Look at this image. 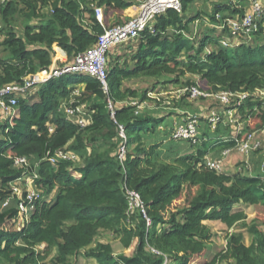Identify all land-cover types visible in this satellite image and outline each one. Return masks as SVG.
<instances>
[{
  "label": "trees",
  "instance_id": "16d2710c",
  "mask_svg": "<svg viewBox=\"0 0 264 264\" xmlns=\"http://www.w3.org/2000/svg\"><path fill=\"white\" fill-rule=\"evenodd\" d=\"M180 1L181 11L168 9L157 15L152 29H144L133 39L134 45L123 43L124 51L115 53L112 61L108 58L117 46L111 48L107 94L95 77L63 74L19 98L15 114L0 122V264H76L79 257L94 264H163L165 258L168 264H264V169L259 170L258 162L253 170L250 164L246 169L243 161L240 172H217L204 163L209 151H237L238 141L264 127V98L229 105L243 129L236 135L230 122L221 119L212 128L205 112L197 113L199 134L192 142L171 136L180 121L171 122V110L181 116L188 93L171 98L170 105L164 103L168 98L148 96L161 83L159 77H167L163 84L178 85L187 74L200 81L186 78L182 82L186 88L264 89V14L252 38L241 35L240 43L229 51L220 47L221 39H232L227 28L204 34L197 44L190 40L189 25L198 14H186L194 0ZM132 5L131 0H7L0 6V88L23 84L25 76L49 67L56 48L72 60L94 45L105 28L127 21L123 12ZM248 6L249 0H241L238 7L225 2L213 7L210 21L219 29L216 13L231 8V15H243ZM95 7L102 8L101 22ZM139 78L156 80L149 89L125 83ZM77 88L74 99L90 117L82 129L77 114L68 115L61 107ZM132 101L147 105L137 110ZM3 115L0 111V118ZM119 126L126 135L122 159ZM158 135L165 138L146 140ZM63 147L82 163L52 164L43 159L48 150ZM263 149L264 144L255 149L261 152V161ZM17 156L40 161L33 184L43 197L20 224L16 223L19 197L3 206L8 184L24 171L14 164ZM125 187L141 196L149 226L138 210L128 211ZM240 205L254 207L256 215L249 222L242 209L235 210ZM205 221H219L231 229L223 248L214 251L215 233ZM243 231L251 236L248 245ZM110 239H118L129 254L115 253Z\"/></svg>",
  "mask_w": 264,
  "mask_h": 264
},
{
  "label": "built area",
  "instance_id": "2783aa9c",
  "mask_svg": "<svg viewBox=\"0 0 264 264\" xmlns=\"http://www.w3.org/2000/svg\"><path fill=\"white\" fill-rule=\"evenodd\" d=\"M7 0H0V6ZM136 9V14L127 21L105 28L104 32L98 37L96 43L86 49L83 52L78 53L72 60L65 61L61 65L52 63L49 67L38 70L36 73L25 76L23 84H8L0 88V111L5 115L13 116L15 114V108L18 104V99L25 97L27 93L35 89L37 85L43 84L53 77H59L63 74L76 73L84 74L97 78L101 84L104 92L107 94V56L112 47L129 42L140 36V33L146 29H152L155 17L161 13H164L168 9H174L181 11L180 0H131ZM231 4L237 7L240 6L241 0H228ZM264 0H249V6L245 9L243 15L234 14L228 17H221L220 14H216L217 20L220 22L217 25L219 29L228 30V35L232 39L223 38L220 40V45L225 48L235 47L240 42L241 35H250L257 30L258 20L264 14ZM95 14L97 19L101 22L103 20V11L101 7H95ZM1 18V13H0ZM2 36V25L0 22V38ZM261 90V92H259ZM79 89H75L72 92L70 100L64 102L61 107L65 110L66 114H77V124L80 128H84L90 123V117L87 118L81 104H77L75 96L79 94ZM188 93V97L191 100L206 99L219 102L222 106L241 104L246 98L257 97L264 98V89H256L253 92H232L229 90L207 91L201 89L198 85L185 88ZM258 91V94H257ZM184 93L181 92L180 94ZM178 94V95H180ZM177 97V96H175ZM174 97V98H175ZM179 97V96H178ZM177 97V98H178ZM173 98V97H172ZM74 103V105H73ZM108 107L111 110V114H114V107L112 101L107 97ZM137 105V110L146 107L147 103L137 104L136 101L130 102ZM164 103L170 105V100H165ZM228 114L232 115L231 109L226 110ZM136 113L138 111H135ZM206 118L211 127L214 128L216 124L221 120L219 112L216 110H210ZM199 114L185 111V115L180 122L174 124L172 137L174 139H188L192 142L197 140L199 129ZM49 131H53V127H49ZM260 132H264V127ZM255 132H252L246 136L245 139L238 141L236 145L237 151L248 154L250 150L257 149L261 146L259 142L252 144L255 139ZM119 133L123 138V145L120 147L119 158L122 159L126 152V135L123 127L119 126ZM231 152V149H225L221 152L220 156L205 157V165L207 168L222 172L225 170L226 157ZM52 164H56L61 160L81 162L79 156L73 151H69L66 147L57 148L54 151L48 150L45 153L44 158ZM40 161H32L26 156H17L14 158V164L24 169L20 177L11 181L8 184L7 190L9 195L3 200V206H6L9 201L15 196L19 197L17 207L19 210V219L17 224L23 222V220L30 215V212L34 208L37 200L43 199L41 192L37 190L33 184V180L38 177L36 167ZM264 164V162H263ZM246 169L249 168V164L245 162ZM237 172L241 171V168L236 169ZM125 189V197L127 200L128 211L138 210L146 220V225L151 224L150 218L146 214V206L141 199L139 193L133 189L127 187ZM154 253H160L154 248H151ZM49 264V263H46ZM163 264H168L167 259Z\"/></svg>",
  "mask_w": 264,
  "mask_h": 264
},
{
  "label": "rangeland",
  "instance_id": "374dc122",
  "mask_svg": "<svg viewBox=\"0 0 264 264\" xmlns=\"http://www.w3.org/2000/svg\"><path fill=\"white\" fill-rule=\"evenodd\" d=\"M218 1L219 2H226V0H218ZM263 3H264V1H263ZM192 5L191 6L194 8V12H196L198 14V17H197L198 19L193 21L189 25L190 29H191V33L189 34V38H190V40H192L193 42H195L197 44L198 40H200V38H202V36L204 34L206 35V33L208 34V33H211V32H212L211 34H215L220 29H216L215 27H213V25H212V23L210 21V15L213 14V11L210 8L211 3L209 2V0H194V3ZM242 5H244V3ZM227 11H228V14H230L231 13V8L229 10H227ZM204 15H206V17L208 18L207 20L203 18ZM220 16L223 17V16H226V15L221 12ZM263 26H264V24H263ZM20 30H21V27L18 26V33L20 32ZM2 37H3V35L1 36V38ZM248 37L252 38L251 35H248ZM1 38H0V40H1ZM131 41H133V40H131ZM132 43H133V45L135 44L134 41ZM220 47H222V46L220 45ZM124 48H125V44H121L120 46H117L116 48H114V52H112V54L110 55V57L108 59L109 60L111 59L110 61H112L113 57L115 56V53H122L124 51ZM224 49H225V47H224ZM233 49H234V47H230L228 50L230 51V50H233ZM210 51H211V47L207 46L205 48V52L208 53ZM2 53H3V49H2V46L0 45V54H2ZM166 78H167L166 76H162V77H159L157 79L158 81H161V83H159L157 85V87L153 91H149L148 92V96L150 98H159L160 99L162 97H165V98H168V100H170L172 98V97H170L172 94H180L181 92H183V90H184V94H186L185 88L187 86L185 84H182L184 79L191 78L196 83H199V81H200L199 76L187 74L185 77H181V79H180L181 83L178 84V85H175L173 83L163 84L162 82L164 80H166ZM154 80H156V79L139 78V79L127 81L125 83L131 85L132 87L148 88L149 89V88L152 87V85H153L152 82ZM31 92L34 93L35 89L31 90ZM259 92H261V90ZM257 94H258V91H257ZM203 100L204 99H202V100H200V99H195V100H191V99L187 100V99H185V101L182 102V104H184L183 110L191 112V113H202V112L208 113L210 111V109L222 108L223 111L231 109V108H229V105H226V106H222L221 105V106H219V104L217 102H215V101L213 102V100H206V99L204 101ZM187 101L191 102L190 106H189V103H186ZM194 102H199L200 105H204L205 104L206 108H201L200 107V109H197L195 107L198 106V104L195 105ZM212 102H213V104L214 103H216V104L213 105V104H211ZM208 105H209V107H208ZM161 106L158 108L157 111L162 110V107L165 106V105H163L162 107ZM187 106H189V107H187ZM82 107H83V109L85 108L83 105H82ZM222 110H220V111H222ZM185 111H182V115L179 118L180 121L182 120V117L185 115ZM231 111H232V118H231L232 120L230 121L231 130L234 132L232 134L236 135V134H239V132H241V130H243V129H242V127H240V125H238L239 124L238 116H233V113L235 114V110L231 109ZM162 112H166V110L162 111ZM219 115H220L222 120H225V118L223 117L222 113L219 112ZM8 117H9L8 115L4 114L0 118V122L3 121L4 119H7ZM180 121H177V122H180ZM164 138H165L164 136L158 135V136H156L154 138H146V140L147 141H152V140L160 141V140H162ZM255 142H259L260 144H264V132L258 131V132L255 133V139H254V142L252 144H255ZM255 152H256V150L253 149V150H250L249 153L246 155V154H243V153L240 154L236 150H232L229 153V155L227 156L225 163L234 165L236 167L237 166L240 167V163H242L244 161V162L250 164V166H251L250 170H253L254 164H257V162H258L259 165H260L259 166V170L262 171L264 169V164H263L264 160L261 161V158H260V157H262V155L260 154L261 152L260 153L258 152V154L255 153ZM263 154H264V149H263ZM214 157H216V156H214ZM81 163H82V160H81ZM239 167H237V168H239ZM46 198H48V197H46ZM240 206H245V207H243L242 210H244L245 213H246V216H247L246 217V221L247 222H249L251 219H253L255 217L256 212H255V209H254L253 206H248V205H240ZM237 209H239V208L235 207V210H237ZM213 222H215V221H213ZM210 224L211 223H207V225L212 226L214 228V233H215L214 244H215V247H216V249L214 251H217L218 249L224 247V245L226 243V239H225L226 238V234L229 231H227L224 228L223 224H219V222L213 223L212 225H210ZM263 230H264V228H263ZM243 236H244V243H249L250 240H251L250 239L251 238L250 234L247 233L246 231H243ZM111 242H112V246H113V249H114L115 253L120 252L121 250H123L122 244L120 243V241L118 239H115V240L112 239ZM124 250H123V252L126 255H128L129 254V250L128 249H126L125 251ZM76 264H94V261H92L90 259H87V258L79 257L78 262Z\"/></svg>",
  "mask_w": 264,
  "mask_h": 264
},
{
  "label": "crops",
  "instance_id": "0c3cea01",
  "mask_svg": "<svg viewBox=\"0 0 264 264\" xmlns=\"http://www.w3.org/2000/svg\"><path fill=\"white\" fill-rule=\"evenodd\" d=\"M209 2L211 3V5H210V8L211 9H213V7H215V6H219L220 4L222 5V4H224L225 2H219L218 0H209ZM226 2H228L227 0H226ZM194 3V2H193ZM192 3V4H193ZM191 4V5H192ZM190 5V7H189V9L187 10V12H186V14H187V16L189 17V16H191V15H194L196 12H194V8L192 7ZM223 14H225L226 16L228 15V16H230L231 14H228V11L227 10H225L224 12H222ZM136 14V9H135V6L134 5H132V6H130L129 8H127L124 12H123V20L125 21V20H128V19H130L132 16H134ZM217 14V13H216ZM215 14V15H216ZM218 14H220L221 15V12H218ZM227 16V17H228ZM203 18L204 19H208L207 17H206V15H204L203 16ZM198 19V18H197ZM196 19V20H197ZM65 61H69V60H67V57H66V54L62 51V50H60V49H55V56H54V58H53V63H55V64H62L63 62H65ZM81 88H83V85H81ZM176 92V91H175ZM175 96H179L178 94H172L170 97H175ZM204 101V100H203ZM182 102V101H181ZM184 102V101H183ZM186 103H189V106L191 105L190 104V102H186ZM185 103V104H186ZM194 104L196 105V104H198V106H196L195 108H197V109H200V107L201 108H206L205 107V104L204 105H200V103L199 102H194ZM211 104H213V102L211 103ZM210 104V105H211ZM214 104H216V103H214ZM213 104V105H214ZM187 105V104H186ZM189 106H187V107H189ZM221 106V105H220ZM182 107H184V104H182ZM186 107V106H185ZM208 107H209V105H208ZM181 108V107H180ZM210 110H216L217 112H220V113H222L223 114V117L225 118V121H227V122H230L232 119V115H230V114H228L227 113V111H223L222 110V108H219V109H210ZM220 110H222V111H220ZM172 111V114L170 115V120H171V122H176L177 120H179V117H181V116H179L178 117V115H176L177 113V111H173V110H171ZM203 114V113H202ZM201 114V115H202ZM206 115H207V113H205ZM233 116H234V113H233ZM213 130V129H212ZM232 133H234L233 131H232ZM233 136V135H232ZM224 139V138H223ZM225 140V139H224ZM207 155H209V156H211V157H214V156H220V152H218V151H209L208 152V154ZM227 158V157H226ZM225 165H226V163H225ZM238 167V166H237ZM236 166H234V165H231V164H227L226 166H225V169H231V170H236V168H237ZM53 195H54V191L52 192V193H50L47 197L48 198H46L47 200H51L52 199V197H53ZM243 207H245V206H239V207H237V208H239V209H243ZM250 208V207H249ZM245 209V208H244ZM244 211V210H243ZM245 212V211H244ZM216 222H219V221H215V222H213V221H205V223L207 224V223H211L210 225H212L213 223H216ZM219 224H222V223H220L219 222ZM212 227V226H211ZM224 228H225V226H224ZM212 229H213V232H214V228L212 227ZM227 230V229H226ZM227 231H231V230H227ZM251 239V238H250ZM251 241V240H250ZM250 243V242H249ZM249 243H245L246 245H248ZM124 250V249H123ZM126 250V249H125ZM124 250V251H125Z\"/></svg>",
  "mask_w": 264,
  "mask_h": 264
}]
</instances>
